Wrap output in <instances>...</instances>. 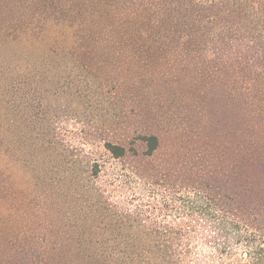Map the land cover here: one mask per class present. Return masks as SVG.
Returning <instances> with one entry per match:
<instances>
[{
    "label": "rangeland",
    "instance_id": "1",
    "mask_svg": "<svg viewBox=\"0 0 264 264\" xmlns=\"http://www.w3.org/2000/svg\"><path fill=\"white\" fill-rule=\"evenodd\" d=\"M131 1L104 0L112 30L128 27L126 37H137L140 24L132 25L139 4L166 2L167 13L154 14L153 7L140 22L161 42L83 47L77 56L61 58L40 42L55 31L52 22L43 21V29L36 19L31 23L28 0H0L2 264H84L77 257L82 253L76 246L78 219L85 220L83 236L94 229L87 209L91 200L77 188L84 162L101 164L95 186L118 212H145L146 222L178 220L171 208L174 187L183 189L200 179L218 191L249 188L264 199V79L249 89L240 87L229 66H246L238 74L247 77L255 73V64L264 63V54L250 60L254 52H248L258 28L240 24L235 14L232 27L222 28L219 21L211 23L209 9L197 23L183 0ZM255 2L264 18V0ZM53 3L74 5L86 21L92 15L90 0ZM43 5L42 0L38 15ZM170 8L175 10L172 24ZM225 14L221 11L220 17ZM180 15L190 16L186 29L179 26ZM158 20L161 30L156 29ZM25 23H31L39 39L26 37ZM172 25L177 33L167 38ZM216 30L229 36L218 47L224 49L223 60L212 54L215 45L206 44ZM145 133L158 135L162 144L148 160H115L102 147L104 139L142 147L139 135ZM259 206L264 214V201ZM253 224L256 241L260 234L264 237V219ZM92 236L101 238L96 232ZM245 250L240 244L235 248L236 260L245 259ZM196 252L199 257L214 254L207 245Z\"/></svg>",
    "mask_w": 264,
    "mask_h": 264
},
{
    "label": "trees",
    "instance_id": "2",
    "mask_svg": "<svg viewBox=\"0 0 264 264\" xmlns=\"http://www.w3.org/2000/svg\"><path fill=\"white\" fill-rule=\"evenodd\" d=\"M90 1L93 11L92 15L87 18L89 21H86L84 17L80 18L81 15H77L79 11L74 5H59L57 7L53 0H43V13L52 14L49 17H44L41 11V14L38 15L42 0H28L26 12L29 14L31 23L36 19L41 23L42 29L43 21H50L54 25V27L51 26L55 30L52 35L49 38H41L40 41L42 47L50 55L72 58L77 56V52L80 53L83 47L110 46V44L115 45L125 41L139 43V41L143 42L148 39L156 40L140 23L143 14L152 10L153 7L154 14L163 15L168 12V9L166 11V2H141L138 7L140 12L134 16L136 20L132 25L135 27L140 24L139 34L133 38L130 33L126 37L128 27L122 30L118 29V32L112 30L107 17V3L104 0ZM134 2L137 1L133 0L130 3ZM249 3L251 4L249 5ZM256 3L255 0H183L185 7L191 6L192 18L197 23L202 24L204 21L202 12L209 9L212 14L211 23L219 21L222 28L227 25L232 27L234 20L230 19L233 14L240 17V24L247 21L255 26L254 30L258 28L257 34L253 38L250 37L251 39L248 41L251 43L248 52H254L250 56V60L254 58L255 54L259 56L258 52L264 54V33L259 29L264 28V18L260 17L259 9L261 7L258 9ZM174 11L173 8L169 9L168 15L171 24L175 21ZM184 11L186 12V10ZM221 11L226 14L220 17ZM180 17L179 26L186 29L190 22V16L180 15ZM31 23H25L23 27V29L26 28V37L39 39L40 37L33 33L34 29H32ZM144 24L151 27L152 23ZM161 26L162 24L158 20L156 29L161 30ZM174 29L173 25L171 29L169 27L167 38L176 35L177 32ZM42 32L39 34L41 35ZM215 32L216 36L213 35L206 44L215 45L212 54L223 60L224 49L218 47L228 40L229 36L224 34L222 37L218 30ZM183 38L184 36L181 37V40ZM161 41L156 40V42ZM206 48L208 47H203V49ZM229 50L231 49L227 51ZM234 51L241 53V50L238 49L232 50V52ZM229 66L234 72H237L236 79H239L240 87L249 89L251 85L264 79V63L255 64L253 67L255 73L247 77H239L238 74L246 66H240L239 63L234 64V62H231ZM139 138L142 147L140 145L136 147L134 143L127 144L111 139H104L102 147L115 160L137 158L144 161L153 158L161 150L162 144L158 135L145 133L139 135ZM83 164L84 168L81 167L83 175L77 182V188L80 193L91 200L87 209L91 210L89 216L94 222L92 224L94 229L90 236H83L85 220L78 219L79 223L76 226L80 234L76 246L82 252L77 257L84 264H209V260L210 264H259L264 261L263 245H261L260 239V237H264L260 234L258 239L253 241L255 239L251 238L253 231L250 229L255 220L263 222L264 214L259 203H262L264 199L256 197L257 195L253 194L249 188L238 187L232 191L227 189L218 191L217 187L209 182L204 183L203 179L194 181L183 189L182 185L175 186L170 198L173 201L172 212L178 220L146 222L143 219L148 216L145 212L136 211L134 214L118 212L116 205L109 201L105 191L99 185L95 186L93 178L101 173V164L95 160ZM85 216L87 215L85 214ZM95 232L101 234V238L93 237L92 234ZM105 233L109 236L104 235ZM238 242H241L240 246L243 245L246 248L243 261L236 260L234 255L235 248L239 246ZM199 245L211 247L214 254L199 257L201 255L196 252ZM0 259L2 258L0 257ZM58 261V264H67L65 260ZM0 263L2 264V261Z\"/></svg>",
    "mask_w": 264,
    "mask_h": 264
}]
</instances>
